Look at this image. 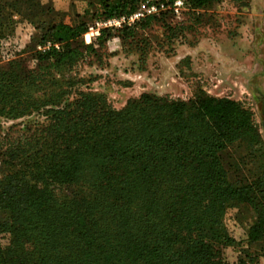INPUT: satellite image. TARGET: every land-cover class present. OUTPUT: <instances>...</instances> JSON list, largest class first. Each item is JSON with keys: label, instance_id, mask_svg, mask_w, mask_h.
Returning a JSON list of instances; mask_svg holds the SVG:
<instances>
[{"label": "trees", "instance_id": "obj_1", "mask_svg": "<svg viewBox=\"0 0 264 264\" xmlns=\"http://www.w3.org/2000/svg\"><path fill=\"white\" fill-rule=\"evenodd\" d=\"M138 1L97 0V15ZM88 26L41 28L32 69L0 60V116L44 117L0 143V264H229L227 248L264 244V178L245 176L230 148L257 132L253 111L205 92L188 101L144 93L121 110L85 93L64 102L48 78L97 51L81 41ZM235 207L253 219L242 241L223 221ZM234 264H259L258 255Z\"/></svg>", "mask_w": 264, "mask_h": 264}, {"label": "rangeland", "instance_id": "obj_2", "mask_svg": "<svg viewBox=\"0 0 264 264\" xmlns=\"http://www.w3.org/2000/svg\"><path fill=\"white\" fill-rule=\"evenodd\" d=\"M160 2L164 9H151ZM96 4L97 0H0V60L24 58L32 69L34 53L44 49L41 28L85 19L89 26L81 41L93 43L97 51L48 78L47 84L52 80L55 91L63 92L64 102L85 93L101 96L121 110L144 93L183 101L199 92L234 99L253 111L257 132L233 142L231 151L245 176L264 178V0H218L205 8L188 0H139L135 9L107 19L98 17ZM138 11L143 16L137 19ZM35 120L44 117L0 116V143L22 139L23 126ZM6 172L0 155V176ZM70 192L65 188L59 194ZM235 212L236 207L227 209L223 221L242 241L253 219ZM245 252L257 254L259 264H264L262 242L245 241L225 250L229 264Z\"/></svg>", "mask_w": 264, "mask_h": 264}, {"label": "built area", "instance_id": "obj_3", "mask_svg": "<svg viewBox=\"0 0 264 264\" xmlns=\"http://www.w3.org/2000/svg\"><path fill=\"white\" fill-rule=\"evenodd\" d=\"M164 7H165V4L164 3H162V2H160V3H158L157 5H155V6H151V9H156V10H162V9H164ZM167 7H169V5L167 4ZM143 16V13L141 12V11H138L136 14H135V16L134 17H137V19L139 18V17H142Z\"/></svg>", "mask_w": 264, "mask_h": 264}]
</instances>
